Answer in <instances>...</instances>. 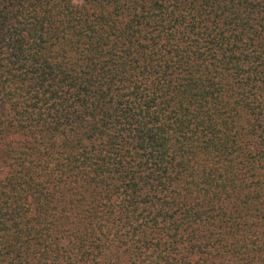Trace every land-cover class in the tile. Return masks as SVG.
I'll list each match as a JSON object with an SVG mask.
<instances>
[{"label": "trees", "instance_id": "1", "mask_svg": "<svg viewBox=\"0 0 264 264\" xmlns=\"http://www.w3.org/2000/svg\"><path fill=\"white\" fill-rule=\"evenodd\" d=\"M0 264H264V0H0Z\"/></svg>", "mask_w": 264, "mask_h": 264}]
</instances>
